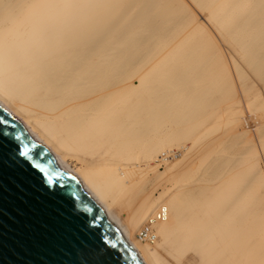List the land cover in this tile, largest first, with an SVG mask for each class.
<instances>
[{"label": "bare ground", "instance_id": "6f19581e", "mask_svg": "<svg viewBox=\"0 0 264 264\" xmlns=\"http://www.w3.org/2000/svg\"><path fill=\"white\" fill-rule=\"evenodd\" d=\"M0 107L141 264H264V0H0Z\"/></svg>", "mask_w": 264, "mask_h": 264}, {"label": "water", "instance_id": "95a60500", "mask_svg": "<svg viewBox=\"0 0 264 264\" xmlns=\"http://www.w3.org/2000/svg\"><path fill=\"white\" fill-rule=\"evenodd\" d=\"M0 131L29 148L28 157L0 164V264H75L97 245L111 264H141L85 188L1 107Z\"/></svg>", "mask_w": 264, "mask_h": 264}, {"label": "snow or ice", "instance_id": "6c2138e0", "mask_svg": "<svg viewBox=\"0 0 264 264\" xmlns=\"http://www.w3.org/2000/svg\"><path fill=\"white\" fill-rule=\"evenodd\" d=\"M19 156H29L28 146L25 145L22 148L13 147L8 139L4 137L3 131H0V164H2L4 160L15 163ZM35 167L40 168L42 172H48L46 168L39 164H36ZM50 178L51 174H49V179ZM41 183H43V181H41ZM112 259L113 257L107 249L97 245L84 249L75 261V264H111Z\"/></svg>", "mask_w": 264, "mask_h": 264}, {"label": "rangeland", "instance_id": "374dc122", "mask_svg": "<svg viewBox=\"0 0 264 264\" xmlns=\"http://www.w3.org/2000/svg\"><path fill=\"white\" fill-rule=\"evenodd\" d=\"M202 10V9H201ZM198 12H200L199 11V8H197V13ZM203 12H205L204 10H202L201 11V18H202V15H203ZM206 13V12H205ZM199 14V13H198ZM204 16V15H203ZM203 20H204V18H202ZM213 28V30L215 31V29H214V27H212ZM246 109V108H245ZM247 112H248V110H247ZM216 147V146H215ZM224 147L226 148V145L223 143V142H221V141H219V144L217 145V147L216 148H214L213 149V151H212V153H210L211 155H206L203 159H201V161H202V163H201V165H200V167L198 168V167H196V169L198 170L197 171V173H200L201 172V170H203V169H206L205 167H206V165H208L209 163L211 164L212 163V161L213 162H215V161H219V159H220V157L219 156H223V155H225V153H226V155H229V154H227V153H229V152H227V151H225L224 150ZM215 151V152H214ZM179 153H183V152H181V151H179ZM219 154V155H218ZM222 154V155H221ZM203 156V155H202ZM202 156H200V157H202ZM218 157V158H216V160H215V157ZM199 157V158H200ZM178 158H181V156H179ZM199 158H198V160H199ZM215 161H214V160ZM175 160H173V162H174ZM67 162L71 165V166H73V167H79L81 164L76 160V159H74L73 157H71V156H67ZM156 164H158V162L156 163ZM264 160H263V162H262V168L264 169ZM209 166V165H208ZM207 166V167H208ZM201 168V169H200ZM200 169V170H199ZM166 171V165L164 164V163H162V165L160 166V167H158V172L159 171ZM196 171V170H195ZM200 171V172H199ZM169 172L168 171H166L165 172V174L162 176V178H157L152 184H150L149 186L147 185V187H148V193H150V192H153L154 194H156V195H159V192L160 191H162V187L161 186H168V187H170V182L169 181H167V179L169 178ZM152 176H154L155 177V173H152L151 174ZM161 184V185H160ZM156 188V189H155ZM123 199H124V201L122 202V203H120L121 205H119L118 206V208H120L121 210H122V212L123 213H125V211H126V209L128 208V202H129V199H130V197L129 196H126V197H123ZM133 202V201H132ZM138 202H139V199L134 203V205L136 206L137 204H138ZM121 206V207H120ZM124 215V214H123ZM166 258L170 261V262H172V261H174L173 260V257H171L168 253H166Z\"/></svg>", "mask_w": 264, "mask_h": 264}, {"label": "built area", "instance_id": "2783aa9c", "mask_svg": "<svg viewBox=\"0 0 264 264\" xmlns=\"http://www.w3.org/2000/svg\"><path fill=\"white\" fill-rule=\"evenodd\" d=\"M138 237L142 240L145 241L146 239V232L145 231H141L138 233Z\"/></svg>", "mask_w": 264, "mask_h": 264}]
</instances>
